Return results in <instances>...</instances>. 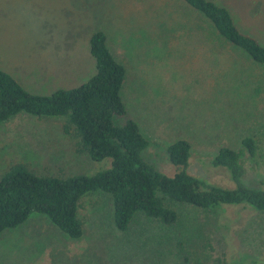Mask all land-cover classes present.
<instances>
[{"label":"rangeland","instance_id":"374dc122","mask_svg":"<svg viewBox=\"0 0 264 264\" xmlns=\"http://www.w3.org/2000/svg\"><path fill=\"white\" fill-rule=\"evenodd\" d=\"M236 26L264 45V0H213ZM93 30L125 68L120 97L148 141L141 156L172 175L165 147L189 143L186 171L232 187L210 159L240 147L242 181L264 187V66L214 36L211 25L180 0H0V69L26 91L49 94L94 72ZM121 122V119H117ZM63 119L18 113L0 123V174L22 163L38 174H91L108 166L83 152ZM107 197L79 199L81 234L69 238L44 215L0 231V264H264V211L244 205L201 209L176 205L171 227L136 214L126 230L109 219Z\"/></svg>","mask_w":264,"mask_h":264},{"label":"trees","instance_id":"16d2710c","mask_svg":"<svg viewBox=\"0 0 264 264\" xmlns=\"http://www.w3.org/2000/svg\"><path fill=\"white\" fill-rule=\"evenodd\" d=\"M180 1L201 14L214 36L264 66V45L241 31L225 6L213 0ZM88 51L94 60L93 74L77 86L57 88L49 94L26 91L0 69V123L18 113L61 117L63 128L72 131L90 159L109 161L108 166L91 174L66 176L38 174L22 163L10 165L0 174V231L39 213L67 237L77 238L82 231L77 217L79 199L91 192L107 197L109 219L121 231L136 214L171 227L178 221L176 205L201 209L244 205L264 211V187H250L242 181L241 159L254 152L250 137L242 138L237 149L219 147L210 159L211 166L224 169L232 187L189 174V143L182 138L165 147L168 161L176 168L174 173L157 170L141 156L148 141L127 115L119 93L125 68L114 59L101 30L90 33ZM191 264L203 263L194 260Z\"/></svg>","mask_w":264,"mask_h":264}]
</instances>
